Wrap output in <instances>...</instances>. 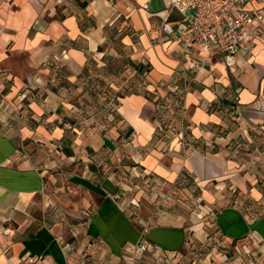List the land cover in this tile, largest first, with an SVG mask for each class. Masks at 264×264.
Here are the masks:
<instances>
[{
  "label": "crops",
  "instance_id": "crops-1",
  "mask_svg": "<svg viewBox=\"0 0 264 264\" xmlns=\"http://www.w3.org/2000/svg\"><path fill=\"white\" fill-rule=\"evenodd\" d=\"M168 6L0 0V264L118 258L142 233L164 254L202 239L179 213L136 225L115 200L123 169L156 192L196 191L223 237L264 243V34L227 67L216 52L163 37ZM247 8L264 16V0ZM173 80L183 110L166 124L182 132L164 149L155 101Z\"/></svg>",
  "mask_w": 264,
  "mask_h": 264
},
{
  "label": "built area",
  "instance_id": "built-area-1",
  "mask_svg": "<svg viewBox=\"0 0 264 264\" xmlns=\"http://www.w3.org/2000/svg\"><path fill=\"white\" fill-rule=\"evenodd\" d=\"M248 2L249 0H168L169 6L161 17L159 32L163 37L171 36L184 51L196 48L205 54L216 52L225 65L230 67L237 53L249 51L254 39L264 34V16L247 8ZM173 12L177 17L171 21ZM141 65L140 72L144 76L147 73L146 64ZM178 76L183 77L182 72ZM182 86L173 80L167 93L157 97L155 101L159 121L155 136L163 140L164 149L169 147L172 138L182 132L175 125L166 124L172 111L177 113L183 110L185 88ZM238 92L239 88H236L232 98V111L237 115L242 113ZM180 125L182 129L184 126ZM150 250L152 246L142 233L131 253ZM28 263H34V259L29 258Z\"/></svg>",
  "mask_w": 264,
  "mask_h": 264
},
{
  "label": "rangeland",
  "instance_id": "rangeland-1",
  "mask_svg": "<svg viewBox=\"0 0 264 264\" xmlns=\"http://www.w3.org/2000/svg\"><path fill=\"white\" fill-rule=\"evenodd\" d=\"M123 170V184L115 200L136 225L149 226L159 213L174 212L185 216L187 225H200L203 237H190L185 247L175 254L129 251L117 258L101 250L98 256H88V264H264V243L252 237L236 240L223 237L213 225V210L201 208V203L195 200L196 191H191L190 196L180 188H161L156 192L144 180ZM84 212L87 211L79 213L78 223L85 218Z\"/></svg>",
  "mask_w": 264,
  "mask_h": 264
},
{
  "label": "trees",
  "instance_id": "trees-1",
  "mask_svg": "<svg viewBox=\"0 0 264 264\" xmlns=\"http://www.w3.org/2000/svg\"><path fill=\"white\" fill-rule=\"evenodd\" d=\"M146 67V69H147V71H148V66H145ZM134 68H135V70L139 73L140 71H141V68H142V65H140V63L139 64H136V65H134ZM127 90V89H126ZM128 91V90H127ZM127 91H125L124 93H127ZM232 106H233V104H232ZM224 235V234H223ZM236 239H241V238H233L232 240H236Z\"/></svg>",
  "mask_w": 264,
  "mask_h": 264
}]
</instances>
